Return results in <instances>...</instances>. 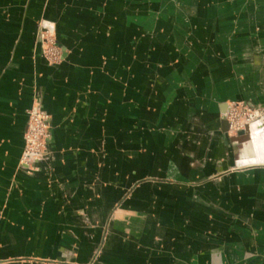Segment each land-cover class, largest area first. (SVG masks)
Here are the masks:
<instances>
[{
  "label": "crops",
  "instance_id": "obj_1",
  "mask_svg": "<svg viewBox=\"0 0 264 264\" xmlns=\"http://www.w3.org/2000/svg\"><path fill=\"white\" fill-rule=\"evenodd\" d=\"M238 102L264 107V0H0V264H264L261 138L221 125Z\"/></svg>",
  "mask_w": 264,
  "mask_h": 264
},
{
  "label": "built area",
  "instance_id": "obj_2",
  "mask_svg": "<svg viewBox=\"0 0 264 264\" xmlns=\"http://www.w3.org/2000/svg\"><path fill=\"white\" fill-rule=\"evenodd\" d=\"M37 42L43 57L48 63H57L62 58V51L56 45L53 35L46 30H40ZM27 124L23 134V150L18 167L28 175L38 172V163L47 154V144L50 138V116L42 108L39 99H33L26 111ZM227 132L237 136L245 130L250 122H256L264 127V108L251 106L246 102L231 103L226 117Z\"/></svg>",
  "mask_w": 264,
  "mask_h": 264
},
{
  "label": "rangeland",
  "instance_id": "obj_3",
  "mask_svg": "<svg viewBox=\"0 0 264 264\" xmlns=\"http://www.w3.org/2000/svg\"><path fill=\"white\" fill-rule=\"evenodd\" d=\"M48 32H51L50 30H48ZM53 38L55 40V43L56 45L60 48L58 42L56 41V37L55 35H53ZM36 41H37V38H36ZM37 45L39 47V43L37 42ZM60 50L62 51V49L60 48ZM39 51H40V55L42 56V58L45 60V62L49 65V66H57L59 65L62 60H63V54H62V58L59 62L57 63H48L46 61V59L43 57L42 53H41V49L39 48ZM63 53V51H62ZM34 99H39L38 97L34 98ZM40 101V99H39ZM41 103V102H40ZM42 106V105H41ZM43 108V107H42ZM264 108V107H263ZM248 128H249V131H248V138L250 137H256V138H261L260 141L256 142V144H253L252 146V149L254 150L255 154L254 155H263L264 156V127L263 126H259L258 123L256 122H250L246 125ZM246 129V128H245ZM229 135V134H228ZM230 136V135H229ZM231 137H236V136H231ZM233 143H236V144H240V143H237V142H233ZM245 143L241 144V145H244ZM3 264V263H2Z\"/></svg>",
  "mask_w": 264,
  "mask_h": 264
},
{
  "label": "water",
  "instance_id": "obj_4",
  "mask_svg": "<svg viewBox=\"0 0 264 264\" xmlns=\"http://www.w3.org/2000/svg\"><path fill=\"white\" fill-rule=\"evenodd\" d=\"M227 113H228V105H226L225 111L221 114V125H222L224 132H226L227 128H228V124L226 121ZM247 140H248V134H247L246 129L244 131L240 132L236 137H232V139H231L232 142H237L240 144L247 141Z\"/></svg>",
  "mask_w": 264,
  "mask_h": 264
},
{
  "label": "bare ground",
  "instance_id": "obj_5",
  "mask_svg": "<svg viewBox=\"0 0 264 264\" xmlns=\"http://www.w3.org/2000/svg\"><path fill=\"white\" fill-rule=\"evenodd\" d=\"M47 32H48V30H46ZM229 106V105H228ZM246 128V130H247V134H248V131H249V128L246 126L245 127ZM229 134V133H228ZM246 142V141H245ZM245 142H243V143H245ZM243 143H241V144H243Z\"/></svg>",
  "mask_w": 264,
  "mask_h": 264
}]
</instances>
